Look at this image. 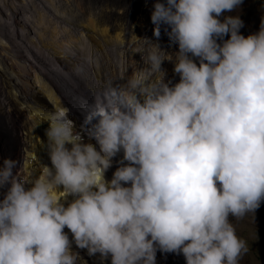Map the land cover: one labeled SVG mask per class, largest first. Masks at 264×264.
Here are the masks:
<instances>
[{
    "label": "clouds",
    "instance_id": "1",
    "mask_svg": "<svg viewBox=\"0 0 264 264\" xmlns=\"http://www.w3.org/2000/svg\"><path fill=\"white\" fill-rule=\"evenodd\" d=\"M242 3L154 0L153 35L163 27L178 51L151 44L147 67L94 97V143L68 109L44 114L40 176L17 178L11 158L0 166V264H77L73 243L102 264H156L157 251L239 264L248 246L230 218L264 203V17L242 35L226 15ZM165 60L179 82L165 79Z\"/></svg>",
    "mask_w": 264,
    "mask_h": 264
},
{
    "label": "bare ground",
    "instance_id": "2",
    "mask_svg": "<svg viewBox=\"0 0 264 264\" xmlns=\"http://www.w3.org/2000/svg\"><path fill=\"white\" fill-rule=\"evenodd\" d=\"M34 1L17 3L26 9L28 4L36 6ZM35 3L42 7V14L32 13L33 9L20 11L13 0H0V115L8 121L11 101L25 109V118L18 125L25 137L21 143H16L21 147L0 149V166L4 159H13L16 161L15 176L25 181L38 178L43 166L50 164L45 137L48 124L44 114L56 108L68 109L75 130L86 142L94 143L88 137L90 125L86 116L89 105L106 88L126 83L127 77L142 67L140 58L146 48L143 45L141 52L139 45V40L146 42L139 37L141 18L136 22L140 24L127 33L128 29L121 23L112 25L105 18L97 23L96 17L94 20L89 17L83 31L81 24L75 28L69 18L77 15L80 5L63 2L71 8L61 9L57 0H37ZM57 16L67 18L63 22L56 19ZM147 42L150 50L153 42ZM127 43H134L135 50L131 45L127 47ZM163 49L172 55L176 52L170 44L164 45ZM167 65L164 62L162 69ZM165 79L179 82V75L165 71ZM119 156L121 160L123 153ZM118 166L116 164V168ZM31 174H35V178H31Z\"/></svg>",
    "mask_w": 264,
    "mask_h": 264
},
{
    "label": "rangeland",
    "instance_id": "3",
    "mask_svg": "<svg viewBox=\"0 0 264 264\" xmlns=\"http://www.w3.org/2000/svg\"><path fill=\"white\" fill-rule=\"evenodd\" d=\"M13 1L16 2L17 9L18 7H20V9H18L20 11L25 10L26 12L27 11L29 12L31 9H33L32 13L34 14L37 13V15L42 14V12H40L42 7H39L35 3L37 0L34 1L33 3L36 6H31V4H28L26 9L24 8L26 6L17 3V1L20 0H13ZM57 2H60L61 9H69L73 5H80L81 8L77 13V15L74 17H69L71 18V20L68 19L72 22V25L75 28L79 24H81L82 30L85 31L87 27L85 23L87 21V18L90 17L94 20L96 17L97 23L100 20H103L104 18L108 19L109 24L112 25L115 23L116 24L121 23L125 25V27L128 29L127 33H130L133 30L132 28L134 26H138L140 24V23L137 24L136 22L139 20V18H141L142 23L140 24L141 26L139 25L140 27L139 30L140 29L142 30V31L140 30L141 31V36H139L140 38L146 39V42L147 40H150L151 42H153V44L162 42L163 44L161 45L162 48H164V45L170 44L173 47H175V51H178V45L172 44L169 41V38L165 33L163 27L161 28V35L159 37L160 39L159 38L157 39L153 35L154 25L152 24L150 17H151V11L153 9L154 0H71V2H66L64 0L63 1L57 0ZM63 2L68 3L71 6L68 5L69 6L68 7L67 4ZM226 15H233V16L239 15L240 19L244 22V27L240 29L242 35L247 36L251 33L258 32L260 28L261 18L264 17V0H243V3L239 6L237 10L231 13H226ZM97 16L99 18H97ZM66 18L67 17H61V16L56 17V19L61 20L63 22H65ZM91 39L93 40V38ZM93 42L94 41H92V43ZM146 42L144 43L143 41L139 40L141 52H143V47H146L144 48V53H143L144 56L142 57H146L147 52L149 50V44L148 42L147 43ZM134 45H135L134 43L131 44L127 43V47L130 46L134 48ZM127 52L129 53V51ZM115 57H119V56H114V58ZM141 58H140V63L142 67H144L145 63L144 60ZM133 59H137V58L133 57ZM164 62H167L168 65L170 63V65L169 67L167 65V68L165 67V69L163 70L164 71L169 70L170 71L169 73H174L173 70L174 60L171 62L166 60ZM129 77L130 76H128L127 78ZM8 105L10 108L9 111L11 112L9 119L7 118L8 121L6 122L3 119V117L0 115V149H11L13 147H21L20 144H16V143H21L22 139L25 137L22 135L21 128L18 127L21 121L25 118V109L21 108V106L18 107L16 103H13V101H11V103H9ZM6 129H7V133H6ZM116 160L117 161L120 160L119 154L113 159V165ZM116 164H118V162ZM113 165L106 172V178L109 181L112 179L113 173L116 170V165L115 167ZM230 219L236 228L237 235L243 240H245L248 246V252L242 256L239 264H264V203L261 204L260 208L254 214L249 213L243 219L240 220H236L235 218H230ZM65 232H67V230H65ZM68 235L69 238L71 239L72 234L69 231H68ZM72 250L74 252H78L80 257L82 258V260L78 261L77 264H102L99 254L95 256H89L87 254L86 249H79L75 246L74 243L72 245ZM103 264H111L110 258L108 260L103 261ZM156 264H186V261L182 254L177 255L174 253H161L157 251Z\"/></svg>",
    "mask_w": 264,
    "mask_h": 264
}]
</instances>
